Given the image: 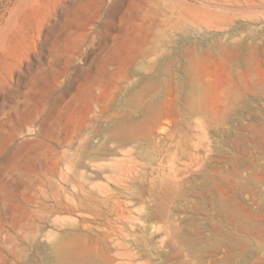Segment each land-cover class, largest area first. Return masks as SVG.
Returning <instances> with one entry per match:
<instances>
[{"label": "rangeland", "instance_id": "obj_1", "mask_svg": "<svg viewBox=\"0 0 264 264\" xmlns=\"http://www.w3.org/2000/svg\"><path fill=\"white\" fill-rule=\"evenodd\" d=\"M263 84L264 0H0V264H263Z\"/></svg>", "mask_w": 264, "mask_h": 264}, {"label": "bare ground", "instance_id": "obj_2", "mask_svg": "<svg viewBox=\"0 0 264 264\" xmlns=\"http://www.w3.org/2000/svg\"><path fill=\"white\" fill-rule=\"evenodd\" d=\"M148 87H150V86H146L145 88H148ZM145 88H144V90H145ZM141 92H144V91H140L138 94L134 95V97L131 98L133 104H136V105L139 104L140 98L142 96L141 94H143ZM187 107L194 112L198 106L196 107V102L193 99L191 101V103L188 104ZM151 112H153V111H152L151 106H149L145 110L142 111V114H143L142 116L143 117L150 116ZM158 128H160V127H158ZM142 130H143V128L137 122L136 123H132L130 121H124V122H121V123L115 125V127L111 131H109V133L107 134V136H108V140L109 141H114L115 144H116V142H118V143H130V142L139 140L140 134L142 133ZM151 133H152V131H151ZM91 153H92V155H95V156L96 155H101V154H103V155H111L112 154V151L111 150H106V148L100 146V147H97V148L94 147L92 149ZM221 208H222V210H224L226 212H229L232 215L235 229H237L236 230L237 233L238 232H240V233L245 232V233H248L249 235H251L252 232H254L255 226H254L253 222L249 218L248 219L247 218H244V217L243 218H239L237 216V212H236L235 209H229L226 206L225 207L222 206ZM228 244L230 246V252L232 254L231 255V258H232L233 261H235V258L238 255L239 251H241L242 246L246 245L247 242L244 241V240H242V239H239L237 237V235H236L232 240H229L228 241ZM256 246H257L256 249L258 251H264V242H259V243H257ZM62 252L63 251L60 250V249H58V251H57V254L59 253V257H58V260L59 261L65 259V257H61ZM244 257L245 256H243V258H241V260H240V262L238 264H248L249 261L252 259V257L250 255L247 256V258L246 257L244 258ZM235 262H238V261H235ZM262 263L264 264V260L262 261ZM90 264H94V263L92 262Z\"/></svg>", "mask_w": 264, "mask_h": 264}]
</instances>
